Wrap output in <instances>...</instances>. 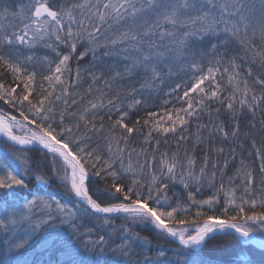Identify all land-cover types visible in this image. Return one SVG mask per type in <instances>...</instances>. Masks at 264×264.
<instances>
[{
	"label": "snow or ice",
	"instance_id": "obj_1",
	"mask_svg": "<svg viewBox=\"0 0 264 264\" xmlns=\"http://www.w3.org/2000/svg\"><path fill=\"white\" fill-rule=\"evenodd\" d=\"M117 47L123 73L81 69L86 56L94 64L98 49ZM174 69L184 74L166 93L175 104L152 109ZM132 74L139 88L116 83ZM257 111L264 116V0L0 3V197L12 198L0 217V264H264L249 254L264 252V149L258 170L241 160L232 175L227 160L209 171L208 154L199 167L195 158L201 129L235 140L248 135L239 116ZM53 181L69 203L36 191ZM136 229L175 247L149 257L151 241ZM215 239L228 259L205 254ZM37 251L46 258L31 259Z\"/></svg>",
	"mask_w": 264,
	"mask_h": 264
},
{
	"label": "trees",
	"instance_id": "obj_2",
	"mask_svg": "<svg viewBox=\"0 0 264 264\" xmlns=\"http://www.w3.org/2000/svg\"><path fill=\"white\" fill-rule=\"evenodd\" d=\"M110 35V34H109ZM257 45L259 46V40L256 41ZM81 51L83 49H80ZM105 51H108L109 54L105 55ZM237 52L240 50L237 48ZM39 55V54H38ZM239 62V61H238ZM125 63L126 61L123 60V55L120 52L119 48L114 49H104L100 48L96 52V60L93 64L91 55L86 56L83 61L80 62L81 69L92 67L95 69L96 67H100L105 69V75H109L108 70L114 69L115 71H119L121 73L125 70ZM73 66L75 67V62H73ZM253 69L255 71V65H253ZM174 75L171 78H167L165 82L158 86L155 91L151 94V104L150 107L155 110H161L163 107H167L164 104L165 100L172 99L173 103L175 104L174 97H168L166 93H168L171 88L177 83L181 82V77L184 75L180 73L177 69L173 70ZM120 87L128 88L130 86H134L139 88V83L137 82V77L135 74H132L129 77H125L120 79L116 82ZM88 86V79L87 76L83 78V82L81 87L77 90L80 94H83L84 90ZM115 86V85H114ZM147 96L148 94L145 93ZM175 106H179L176 104ZM6 107V106H5ZM140 115H144L143 110H141ZM216 119V114L213 113V120ZM221 121H227L228 117L225 114H221L220 118ZM264 119L260 111H257L255 117H253L250 113H245L239 116V124L241 132L248 133V135H241L239 138L233 140L229 139L225 141L222 135H213L209 137L208 129H201L200 135L204 140L203 144L196 146L195 151V158L197 160V167L202 162V159L205 154L209 156V171H211L212 163L215 162L219 166H223L224 162L227 160L228 162V175H232L235 172V169L240 166L241 160H244L246 164H248L253 170H258L260 165V159L257 157L256 152L258 149H264V132H262L260 121ZM202 124H208L209 120L207 116H205L201 120ZM255 123L256 128L251 129V125ZM226 128L231 130L232 125L230 123H226ZM189 133L191 135V139L187 142L185 147L189 150L195 145V134L197 133V128L195 123L192 124L190 127ZM253 143L255 146H253ZM170 146L172 150L176 149V144L174 141H170ZM223 148V153L217 151V149ZM163 150V148H162ZM183 151V148L181 149ZM33 162L37 163L38 165H43L44 167L42 170L47 172L48 169L46 167V160L43 156L42 152L33 151L30 153ZM3 156V149L0 146V158ZM234 157V159H233ZM257 180H259V176H257ZM30 186H31V179L29 178ZM55 185H52L49 190H45L40 188L36 185V191L39 193L49 192L50 194L54 195L55 198L60 199L62 202L69 203L67 197L65 196L64 190L61 189L55 181H53ZM181 186L176 185L173 191L177 192V194L181 191ZM59 194V195H56ZM8 198V197H6ZM37 215L34 217V220L38 219V217L42 214L39 209L36 210ZM114 225L119 227L123 221L122 220H115ZM50 231H53L50 229ZM136 231H140L142 236H147L151 241L150 247L148 248L147 255L149 257H154L157 254V249H164L166 253L170 254L171 250L175 247V244L169 240H165L164 238H160L155 236L154 234L148 231H142L141 229H136ZM95 234L92 237H85V239H95ZM118 242V241H117ZM225 241L221 239H215L209 242V247L206 250V255L217 258V259H228L229 257V249L225 246ZM114 246V245H113ZM140 249L138 248L137 251ZM28 255L27 252L24 253ZM250 256L253 260H260L262 256H264V252H261L259 249H252L249 252ZM33 260H40L41 258H46L44 253L36 252L34 256H30ZM106 262L113 259L110 254H106L103 258ZM137 259H143L142 256L137 257Z\"/></svg>",
	"mask_w": 264,
	"mask_h": 264
},
{
	"label": "rangeland",
	"instance_id": "obj_3",
	"mask_svg": "<svg viewBox=\"0 0 264 264\" xmlns=\"http://www.w3.org/2000/svg\"><path fill=\"white\" fill-rule=\"evenodd\" d=\"M8 2H9V0H0V3L7 4ZM12 2L14 4V6L19 7V5L21 3H23V0H12ZM52 185H55V184L52 182L51 184H48V185L41 184V185H38V186L40 188L45 189V190H49ZM40 194L46 195L48 197H55L54 195L50 194L49 192H44V193H40ZM56 195H59V194H56ZM11 201H12V198L11 197H8V198L0 197V217H3V215H4V208L5 207H8L11 204Z\"/></svg>",
	"mask_w": 264,
	"mask_h": 264
}]
</instances>
